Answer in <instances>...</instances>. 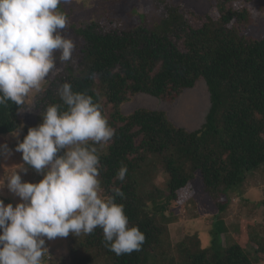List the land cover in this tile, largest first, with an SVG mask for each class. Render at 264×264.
I'll use <instances>...</instances> for the list:
<instances>
[{
    "label": "trees",
    "instance_id": "1",
    "mask_svg": "<svg viewBox=\"0 0 264 264\" xmlns=\"http://www.w3.org/2000/svg\"><path fill=\"white\" fill-rule=\"evenodd\" d=\"M253 2L216 0L214 17L156 0L160 12L132 26L98 19L72 24L78 39L73 60L42 88L32 121L27 103L19 110L12 102L0 106V135L23 125V139L42 123L48 105L62 104L58 89L68 82L73 91L93 96L115 129L111 141L97 145L104 195H113V187L123 191L116 202L125 206L130 225L140 228L145 242L140 251L117 256L105 247L100 229L70 233L68 264H264V213L258 215L264 200H245L244 225L224 221L233 196L264 182V37L244 32L252 24ZM58 10L71 13L63 4ZM200 79L211 105L196 130L175 125L162 110H120L139 93L176 100ZM122 165L128 171L119 181ZM159 176L165 177L161 184ZM197 179L217 210L205 235L190 231L176 215L177 205L194 203L193 197L176 201Z\"/></svg>",
    "mask_w": 264,
    "mask_h": 264
},
{
    "label": "clouds",
    "instance_id": "2",
    "mask_svg": "<svg viewBox=\"0 0 264 264\" xmlns=\"http://www.w3.org/2000/svg\"><path fill=\"white\" fill-rule=\"evenodd\" d=\"M69 0H0V106L9 102L18 110L34 90L58 67L73 60L76 41L69 18L58 10ZM62 104H50L41 113L42 123L23 125L11 135L14 148L0 143V161L21 154L19 167L0 162V191L5 187L19 203L0 199V264H44L47 242L57 238L93 234L102 230L103 243L117 256L140 251L145 234L130 225L119 187L104 195L97 145L105 146L115 129L101 104L86 92L60 85ZM63 109V110H62ZM20 112V111H19ZM29 169L43 178L22 179ZM127 166L115 179L124 181Z\"/></svg>",
    "mask_w": 264,
    "mask_h": 264
},
{
    "label": "rangeland",
    "instance_id": "3",
    "mask_svg": "<svg viewBox=\"0 0 264 264\" xmlns=\"http://www.w3.org/2000/svg\"><path fill=\"white\" fill-rule=\"evenodd\" d=\"M172 3L180 5L185 10H193L197 13L209 12L211 16L216 17L217 8L216 0H170ZM156 0H69V3L63 4L66 9L71 10V13L67 14L69 18V27L72 24H79L82 21H89L91 19L102 20L106 23L118 22L120 26H132L138 24L139 18L145 16H152L158 8L155 7ZM264 0H254L250 4V13L252 14V24L245 27V33L253 37H264ZM239 5V2H237ZM104 19V20H103ZM193 24L199 25L200 20L192 19ZM70 29V34L74 38L73 32ZM64 64L58 65L57 69L50 74L39 91H33L29 97L26 98L27 103L26 115L29 117V121H32V117L36 115L34 110L35 100L42 90V88L49 83L51 78L63 69ZM210 95L207 84L204 80L200 79L196 82L195 86L191 89L185 90L176 100H162L145 93L135 94L130 100L124 102L120 106V110L124 114H131L136 109L144 107L153 110L165 111L168 118L175 124L186 128L187 130H196L206 120L207 114L210 109ZM24 130V129H23ZM22 130V134H23ZM22 134L19 139H22ZM7 142L10 147L14 148L17 140L11 133L0 135V143ZM2 162V161H0ZM21 154L15 153L6 162L5 168L9 166L19 167L21 163ZM3 175V168H0V176ZM43 177L38 175L34 170L29 169L27 175L22 174V179L28 181L31 179L40 180ZM165 177L159 176L158 183H163ZM256 178V176H255ZM255 186V185H253ZM245 187L248 191L240 196H233L232 208L228 211L226 218L224 219L226 224L241 223L243 212L248 210L245 200H249L251 203H256L264 200V182L260 179L259 186ZM194 198V203L188 206L177 205L176 215L179 217V221L187 225L188 229L192 232L199 231L202 235H205L209 231L212 223V217L217 212L213 202L202 192L201 180L197 179L189 185L179 201V204H183V200L186 198ZM0 199H3L5 204L12 203L14 206L19 203V199L10 193L5 187L0 191ZM196 207V208H195ZM190 208V209H189ZM194 213H189V212ZM195 213L196 216L194 215ZM264 206H260L258 209V215H263ZM243 225L245 221H242ZM245 235L238 236L240 242H245ZM70 240L66 238H57L53 241H48V250L44 257V264H68Z\"/></svg>",
    "mask_w": 264,
    "mask_h": 264
}]
</instances>
